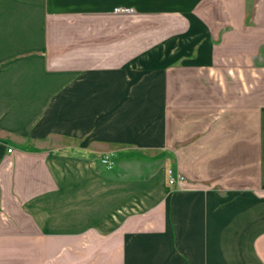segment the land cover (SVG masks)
I'll use <instances>...</instances> for the list:
<instances>
[{
  "label": "crops",
  "instance_id": "crops-1",
  "mask_svg": "<svg viewBox=\"0 0 264 264\" xmlns=\"http://www.w3.org/2000/svg\"><path fill=\"white\" fill-rule=\"evenodd\" d=\"M0 264H264V0H0Z\"/></svg>",
  "mask_w": 264,
  "mask_h": 264
},
{
  "label": "built area",
  "instance_id": "built-area-1",
  "mask_svg": "<svg viewBox=\"0 0 264 264\" xmlns=\"http://www.w3.org/2000/svg\"><path fill=\"white\" fill-rule=\"evenodd\" d=\"M12 152V149H9L8 150V153H11ZM101 164L103 166H106L107 168H110L111 167V163H110V159H109V156H104L102 159H101ZM183 181V178L182 177H179L177 180H173V179H170L168 181V184L170 186H173L175 184H180L181 182Z\"/></svg>",
  "mask_w": 264,
  "mask_h": 264
}]
</instances>
